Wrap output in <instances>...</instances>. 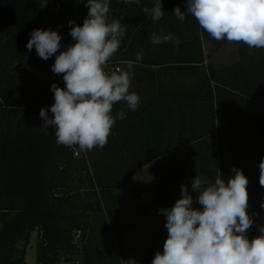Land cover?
<instances>
[{
    "label": "trees",
    "instance_id": "obj_1",
    "mask_svg": "<svg viewBox=\"0 0 264 264\" xmlns=\"http://www.w3.org/2000/svg\"><path fill=\"white\" fill-rule=\"evenodd\" d=\"M44 1L49 7L43 5ZM58 2L60 8L55 12L53 10ZM86 3L87 0H0V21L9 23L17 32L16 39L11 43L7 41L6 46L20 48L23 52L20 59L26 58L22 61L23 74H18L8 67H4L0 74V264H25L31 234L36 230L40 231L36 243V264H124L118 249L122 246L121 190L139 169L151 161L134 163L131 170H125L129 171V176L114 174L115 181L110 176L115 172L110 170L98 169L92 174L87 167L86 157L74 156L78 146L69 148L58 145L55 130L49 127L45 134L39 128L43 123L42 119H34V115H39L41 108L48 109L49 116L52 115L50 107L55 101L50 90L51 85L55 83L61 88L65 85L62 75H55L51 70L55 55L45 61L38 57L35 48L28 51L26 45L31 33L37 28H51L54 31L64 29L62 51L75 43L69 34L73 26L69 21L82 26L88 12ZM125 6L122 0H110L109 17L121 21V11L128 9ZM44 8L49 9L51 13L50 23L45 22ZM204 34L210 37L205 31ZM129 38L130 35L124 36L123 46ZM224 42L227 40L218 41L220 44ZM241 45L244 60H250L256 74H253V70L250 72L253 82L249 83L253 85L248 86L244 81H236L243 90L235 94L236 98H241V94L248 96L253 92L264 100V49H250L243 43ZM202 61L204 62V55ZM113 66L109 64L107 70L116 68ZM207 81L209 82V79ZM116 114L117 111L113 107L112 115ZM131 116L126 114L128 120ZM119 120L121 119L116 120L108 143L103 148L109 159L114 155L112 138L117 132ZM227 137L226 133L224 139L231 141V138ZM218 145L222 147L223 140ZM229 146L232 147L230 166L226 169L221 165L218 172L222 173L227 181L228 177L235 175L232 169L236 167L248 178V212L254 223L246 235L251 241L256 237L262 215L261 204H264V187L259 183V163L264 159V149L255 147L236 151L233 145L228 144ZM153 161L157 201L163 207L171 208L176 202L173 194V165L164 162L158 152L155 153ZM76 169L80 176L79 181L83 180L82 174L87 169V183L79 188H91L95 183L97 187L118 190L111 196L117 216L111 222L106 221L103 227H98L97 223L92 227L88 221L91 212L102 211L103 206L99 198L95 202L84 204L73 200L70 181L75 178ZM123 170H119L120 174L125 173ZM79 232L80 237H77ZM19 243H22L23 247H20ZM110 246L114 251L108 250L107 247Z\"/></svg>",
    "mask_w": 264,
    "mask_h": 264
},
{
    "label": "clouds",
    "instance_id": "obj_2",
    "mask_svg": "<svg viewBox=\"0 0 264 264\" xmlns=\"http://www.w3.org/2000/svg\"><path fill=\"white\" fill-rule=\"evenodd\" d=\"M122 2L141 6V0ZM151 3L142 11L153 21L161 20L165 15L161 0ZM185 6L186 12L179 6L173 9L179 21L190 15L216 41L242 42L250 49H264V0H185ZM86 7L82 26L69 21L73 25L69 34L75 43L61 51L58 31L37 28L26 45L28 51L35 48L42 60L55 55L51 70L62 75L65 85H51L55 101L50 107L52 115L48 109H40V130L47 134L51 127L58 145L78 146L81 152L103 149L116 120L126 118L123 109L112 115L115 104L123 102L135 111L141 101L139 94L130 91L134 61H129L126 68L107 70L121 46L126 26L109 17L110 0H87ZM150 40L154 45L173 44L177 52L181 43L171 33L154 32ZM141 60L143 53L137 52L136 61ZM259 169V183L264 187V159ZM232 171L235 175L227 181L220 172L214 182L197 175L191 182L195 198L189 187L182 185L174 206L160 209L166 217L168 236L163 251L155 253L151 264H264V225L251 241L246 235L254 223L248 212V178L241 169L233 167Z\"/></svg>",
    "mask_w": 264,
    "mask_h": 264
},
{
    "label": "crops",
    "instance_id": "obj_3",
    "mask_svg": "<svg viewBox=\"0 0 264 264\" xmlns=\"http://www.w3.org/2000/svg\"><path fill=\"white\" fill-rule=\"evenodd\" d=\"M161 3L165 15L159 21H153L142 11L144 5L152 6L151 0H141L140 7L128 4L125 6L128 9L119 12L121 22L126 26L125 36L130 35V38L124 46L122 41L109 61L110 65L120 68H126L129 61L135 62L130 91L141 97L135 111L128 109L123 102L114 105L117 112L123 109L132 116L130 121L125 118L117 122V132L112 138L113 160L125 163L151 161L139 169L122 189L121 256L124 264H140L141 259H148L147 264H151L155 253L163 251L168 236L166 217L160 212L165 207L157 201L152 169L155 153L173 165L175 200L181 196L182 185H187L195 198L197 194L191 189L192 180L197 175L212 179L219 171L210 154L211 147H215L221 137L225 138L226 133L228 139L235 130H252L264 105V100L253 92L236 98V81L253 82V75L247 67L249 64L243 58L241 42L217 44L211 36L204 34L194 17L186 15L183 22L179 21L173 9L179 6L182 12H186L185 0ZM154 32L171 33L179 38L178 52L173 44H152L150 38ZM226 51L230 53L223 62L220 55ZM137 52L143 53V60L136 61ZM262 115L260 124L264 123V109ZM228 144L232 145L234 141ZM100 152L109 159L103 149ZM132 186L135 189L131 195L137 200L129 202L126 191ZM149 192L154 198L152 202L144 197ZM140 194L143 196L138 199ZM261 218L264 219V208ZM140 226L150 228L145 245H139L136 237L141 231ZM139 246H143L142 250Z\"/></svg>",
    "mask_w": 264,
    "mask_h": 264
},
{
    "label": "rangeland",
    "instance_id": "obj_4",
    "mask_svg": "<svg viewBox=\"0 0 264 264\" xmlns=\"http://www.w3.org/2000/svg\"><path fill=\"white\" fill-rule=\"evenodd\" d=\"M48 10H46L44 8V12H45L44 18H45L46 23L51 22V13ZM64 31L65 30L62 28H60L58 31L60 33V35L62 36V38H64V35H65ZM16 33L17 32L11 28L9 23H4L3 21H0V74L2 73V69L4 67H8L10 70L15 71L18 74H23L24 68L22 66V64H23L22 61L26 59L25 57L23 59H20V58H22L21 53H23V52L21 51L20 48L12 47V46L11 47L6 46L7 41H10L9 43H11L14 39H16V37H17ZM216 43L220 44V43H218V41H216ZM227 53H230V52L226 51V53H223V55L222 54L220 55L221 61L224 62L227 60V58H228ZM245 62L250 64L247 66L248 69H250L249 72L252 73V70H253L254 71L253 74L255 75L256 72H255V69H252L254 67L253 66L251 67L252 64H251L250 60H245ZM252 84L253 83H251V82L247 83L248 86L252 85ZM234 89L240 93H241V91H243L242 87L236 82L234 83ZM243 95L244 94H241L240 97L243 98ZM261 108L264 109V105H262ZM263 109H261L259 115H257V117H256L257 122L254 124V127L252 130L238 129V130H235L234 133H232L233 135H232L231 141H234V144H232L234 146L233 147L234 150L239 151V150H246V149L255 148V147H261L264 149V138H263L264 123L260 124V122L263 119V115H262ZM260 114H261V118H260ZM39 117L40 116L38 114L34 115L35 121H38ZM238 125H240V124H238ZM221 139L223 140L224 145L222 147H219L220 145L215 144L216 145L215 147H213V146L211 147L210 154L213 155V159L215 160L213 162H215L217 164L218 169H220L221 165L226 167V169H228V167L230 166V156H231L230 149L232 147L231 146L228 147L229 141L227 142L223 137H221L220 142H222ZM100 150L101 149L99 147H95L90 151H84V152L79 151V149H75L74 156L78 157V158L81 156H85L87 159V167L92 174H95V170H98V169H102V171L110 170V172L111 171L115 172L113 174H111L109 172L111 174L110 176L113 177L114 181H115L114 174H117L118 176H120V175L122 176L124 174H125V176H129V174H130L129 171H125V170H131L134 163H125V162H121V161L116 162L115 160H113V157H112V159L111 158L107 159L103 155H101ZM122 169H124L123 171H125V173L120 174L119 170H122ZM77 171H78V169H76V171H75V174H74L75 178L70 181V185L72 186L73 200H75L79 204H84L85 202H89V201L95 202L96 199L99 198V200L101 201V204L103 206L102 211L101 212H96V211L91 212L89 214V217H88L89 220L88 221L92 227L94 226L95 223H97L99 225L98 227H100V226L103 227V225H106V221L111 222L115 218V216H117V212L114 211L115 207H114L113 202L111 201V199H112L111 196L113 194H115L118 190L115 188H108L107 189V188H103L101 186L97 187L95 183H93V187L91 185V188H79L80 185H84L85 183H87V176H86L87 169H85L83 174H82V177H83L82 181H79L80 176H79V173H77ZM214 178H216V177H213L212 179H210L209 177H205L204 179L214 182V180H215ZM129 182H130V180H129ZM82 187H85V186H82ZM133 189H135V186L130 187L126 191V198L129 202L132 200H137L133 195H131ZM121 191H123V190H121ZM137 196L139 197L138 199H140L143 196V194H140ZM144 197H145V199H147L148 201H151V202L154 200L151 192L147 193V195ZM122 200H123V194H122ZM261 225H264V219H262V218H261L260 222L258 223L257 230H256V236L260 235L258 228ZM140 228H141V231L139 232V235H136L137 240H138V244L139 245L140 244L145 245L147 243V241L145 239L147 238L148 232H150V228L146 227V226H140ZM97 230H98V228H97ZM39 237H40V231L39 230L32 232L31 242L27 247V255H26L27 264H36L37 263L36 243H37ZM19 245H20V247H23L22 243H19ZM122 245H123V238H122ZM139 247L142 250L143 246H139ZM107 248L109 251H114L112 246L107 247ZM116 249H117V247H116ZM118 249H119V252L121 254L122 246L119 247ZM147 260L148 259H146V260L141 259L140 264L149 263Z\"/></svg>",
    "mask_w": 264,
    "mask_h": 264
},
{
    "label": "built area",
    "instance_id": "obj_5",
    "mask_svg": "<svg viewBox=\"0 0 264 264\" xmlns=\"http://www.w3.org/2000/svg\"><path fill=\"white\" fill-rule=\"evenodd\" d=\"M43 5L47 8V7H49L48 6V4H47V2H43ZM60 8V4H59V2L56 4V7L54 8V10L53 11H55V12H57L58 11V9ZM120 67H116V68H114L113 70H116V69H119ZM77 237H80V232L77 234ZM42 264H48V263H42ZM56 264H58V263H56Z\"/></svg>",
    "mask_w": 264,
    "mask_h": 264
}]
</instances>
